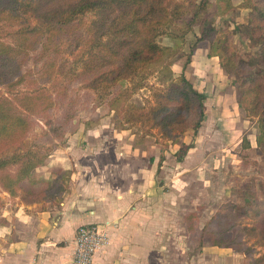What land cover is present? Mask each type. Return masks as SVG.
Listing matches in <instances>:
<instances>
[{"label": "trees", "instance_id": "16d2710c", "mask_svg": "<svg viewBox=\"0 0 264 264\" xmlns=\"http://www.w3.org/2000/svg\"><path fill=\"white\" fill-rule=\"evenodd\" d=\"M243 2L249 10L247 29L251 39L261 40L253 65L235 50L232 33L210 21L205 13L207 1L0 0V145L22 139L31 116L66 105L63 118L51 126L55 140L62 139L61 131L75 117L70 96L75 85L93 91L96 99L111 110L121 106L124 124L157 129L166 141L165 147L188 132L197 136L206 119V95L196 90L184 73L156 93L153 104L137 106L131 99L137 90L148 87L149 77L169 53L176 52L186 36L199 27L200 36H195L184 67L198 44L208 42L209 55L219 58L227 76L242 75L238 103L249 118L257 121L260 134L256 142L264 151V0ZM163 38L179 43L175 48L167 47L160 41ZM25 83L32 87L21 88ZM243 145L251 146L247 136ZM48 156L28 151L0 158V172L19 165L15 175L7 171L1 174L3 191L10 197L23 191L24 203L61 199L68 189L64 172L38 193L23 190L24 183H36L30 182L29 176ZM243 195L254 221L243 232L264 250V209L257 206V197L251 191ZM234 229L230 221L225 222L211 232L210 245L245 255V264H264V253L257 259L250 258L251 249L241 239L227 237Z\"/></svg>", "mask_w": 264, "mask_h": 264}, {"label": "rangeland", "instance_id": "374dc122", "mask_svg": "<svg viewBox=\"0 0 264 264\" xmlns=\"http://www.w3.org/2000/svg\"><path fill=\"white\" fill-rule=\"evenodd\" d=\"M195 1H207L208 9L205 13L210 21L218 29L232 33L235 50L253 65L261 40L251 39L247 29L249 10L244 7L243 0ZM226 13L227 17L224 16ZM225 17L229 20H225ZM244 17L246 23L237 26L236 19L242 21ZM195 31L200 36L201 29L195 27L186 36L182 46L176 52L169 53L153 76L149 77L148 87L134 93L132 103L137 106L145 102L154 103L156 93L167 85H157L160 77L158 72L168 68L178 56H183L186 64L190 47L196 41ZM160 41L163 45L171 46L174 43L173 48L179 43L170 38ZM30 75H33L32 72ZM241 76L239 73L235 77L226 78L227 92L235 94L236 100L233 99L231 103L225 97L223 107L216 97H212L215 102L208 103L206 119L198 135L193 136V132H188L184 136L185 143L183 137L175 144L163 146L166 141L157 129L141 124H124L121 106L118 110H111L96 99L93 91L75 85L70 91L75 117L61 131L64 133L62 139L55 140L51 126L63 118L66 105L31 116L27 134L22 139L0 145V158L28 151L49 155L44 164L29 176V181L36 183L23 184V190L38 193L50 183H38L42 177L37 175L32 178V175L47 163L51 155H147L146 160L149 155H157L154 191L143 198L146 203L139 208L138 219L134 218L129 228L117 226L111 233L108 232V242L96 254L93 264H245L247 259L243 254L232 251L219 256L209 251L212 247L211 232L230 221L235 229L227 233V237L241 239L251 249L250 258L257 259L264 253L255 238H248L243 232L246 226L250 227L254 222L248 215L250 207L245 206L244 192L251 191L257 197V206L264 209V151L256 142L260 134L257 121L249 118L238 103ZM26 87L32 86L29 83L21 85V88ZM1 91L7 92L5 88ZM245 136L251 143L249 148L243 145ZM18 168L19 165H14L6 171L15 175ZM6 171H1L0 176ZM60 173L62 171L57 172ZM6 195L9 200L18 199L23 202V191L19 190L16 197H10L0 186V212L5 207ZM96 210L92 207L78 208L80 214L89 217ZM99 210V217L92 222L102 224L100 222L104 219H110L113 209L102 207ZM115 210L121 213L112 220H121L125 213L123 211H127L120 208ZM129 210L134 212L135 209ZM206 225L207 229L201 233ZM65 244V249H42L32 264H75L73 239H68ZM0 264L28 263L21 259H5Z\"/></svg>", "mask_w": 264, "mask_h": 264}, {"label": "crops", "instance_id": "0c3cea01", "mask_svg": "<svg viewBox=\"0 0 264 264\" xmlns=\"http://www.w3.org/2000/svg\"><path fill=\"white\" fill-rule=\"evenodd\" d=\"M227 15L228 13L224 16ZM237 19V26L246 23L245 17L242 21ZM195 33L199 36V32ZM164 45L173 47L174 43L171 46ZM209 53L208 42H201L186 67L183 56H178L173 64L158 72L160 77L157 79V85H165L172 78L175 79L184 73L193 81L195 89L206 95V107L210 101L215 102L212 97H216L223 107L225 97L232 103L236 97L235 94L227 92L229 91L225 87L228 83L227 76L220 66L219 58L210 56ZM119 136L121 137V134ZM198 138L199 136L197 140ZM146 156L51 155L47 163L38 169L32 178L38 175L39 178L42 177V181L38 183L48 185L56 178L57 172L62 171L68 179L67 192L61 199L35 203H24L18 199L9 200V196L6 195L5 207L0 212V261L21 259L32 264L46 247L67 248L65 242L68 239H73L75 251L78 228L84 223L98 224L92 220L99 217V209L102 207H112L113 210L110 212V219H104L100 222L102 224L98 225L107 226L109 233L117 226L124 225L125 228H129L132 220L138 219L139 208L146 203L143 198L150 196L154 191L158 156L149 155L147 160ZM80 207L86 209L92 207L97 210L91 213L92 217L83 216L78 212ZM117 208L127 211H123L125 213L121 220H112L111 218L121 213L115 210ZM131 208L135 209L134 212H129ZM209 251L219 256L232 252L231 249L219 247H210ZM95 258L96 255L94 260Z\"/></svg>", "mask_w": 264, "mask_h": 264}, {"label": "built area", "instance_id": "2783aa9c", "mask_svg": "<svg viewBox=\"0 0 264 264\" xmlns=\"http://www.w3.org/2000/svg\"><path fill=\"white\" fill-rule=\"evenodd\" d=\"M107 226L90 224L78 228L75 239L74 263L93 264L95 255L105 247L109 234Z\"/></svg>", "mask_w": 264, "mask_h": 264}]
</instances>
